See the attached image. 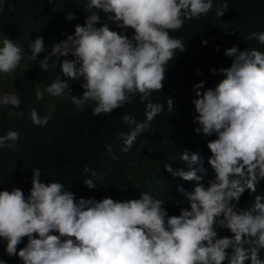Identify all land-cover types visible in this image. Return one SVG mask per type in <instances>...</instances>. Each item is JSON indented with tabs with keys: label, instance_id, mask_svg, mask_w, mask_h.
Here are the masks:
<instances>
[{
	"label": "clouds",
	"instance_id": "clouds-1",
	"mask_svg": "<svg viewBox=\"0 0 264 264\" xmlns=\"http://www.w3.org/2000/svg\"><path fill=\"white\" fill-rule=\"evenodd\" d=\"M86 7L91 14L85 24H77L74 34L54 44L40 61L45 72L59 64L67 78L58 75L45 91L52 97H69L81 111L93 104L92 115L97 117L110 116L139 96L145 119L138 122L125 113L122 120L129 131L118 134L127 153L165 111L151 96L164 88L177 50L186 51L170 32L207 15L213 0H88ZM227 10L224 2L215 14L219 18ZM99 11L113 14L108 21L120 31L102 22ZM43 16L45 8L37 10L38 19L25 25L26 33L30 26L39 28ZM75 18L71 12L66 16L69 21ZM129 29L134 30L131 36ZM245 39L264 45V32H252ZM28 49L30 59L37 60L45 52L43 36L31 40ZM69 55L73 59H67ZM224 55L232 62L211 70L224 77L214 89L201 91L205 81L193 85L195 132L216 137L198 154L183 151L180 158L191 170L168 164L165 170L141 176L147 189L129 186L97 201L77 199L61 182H41V170L35 168L27 196L16 187L0 190V239L6 241L7 255L18 256L22 264H264V195L256 194L264 180V52L241 51L233 45ZM24 59L23 47L8 38L0 40V79L11 76ZM75 82L84 89L80 97L71 94ZM36 98L42 100L43 93L37 91ZM21 102L15 93L0 95V106H12L10 117L17 115L14 109ZM166 104L173 112L174 98ZM50 112L41 117L33 109L30 119L46 126ZM19 138L18 132L8 131L0 136V148H14ZM106 148L111 153L112 146ZM84 171L103 179L96 170ZM83 184L96 189L92 178ZM246 191L256 194L254 202L240 208ZM217 228L232 235L218 237ZM25 237L27 244L18 250ZM0 264L6 262L0 259Z\"/></svg>",
	"mask_w": 264,
	"mask_h": 264
},
{
	"label": "trees",
	"instance_id": "trees-1",
	"mask_svg": "<svg viewBox=\"0 0 264 264\" xmlns=\"http://www.w3.org/2000/svg\"><path fill=\"white\" fill-rule=\"evenodd\" d=\"M224 2H227L228 10L218 18L215 9ZM87 3L88 0H0V40L8 38L25 49L22 66L11 76L0 79V82L7 79L8 93L17 94L22 101L14 109L17 115L13 117L9 116V107L12 106H0V136L10 130L20 136L14 148H0V190L16 187L27 196L32 170L39 168L41 182H61L77 199L92 197L100 201L120 194L129 186L147 189L141 176L146 177L152 170H165L164 166L168 164L173 169L191 170L180 158L183 151L188 149L198 154L206 141L216 137H204L195 132L198 125L193 121L197 114L192 101L197 97L193 85L205 81V88L201 91L214 89L224 77L219 72L212 74L211 70L230 67L232 59L226 57L224 51L233 45L241 51L254 48L264 52V45L255 39H245L252 32H264V0H213V9L207 15L186 21L180 30L170 32L173 38L182 40L186 51L178 53L177 50L176 58L169 61L164 88L151 96L154 103L164 104L165 111L152 121L151 132L141 134L133 148L125 153L122 151L123 140L118 134L127 133L129 126L122 116L129 114L138 122L145 119V105L140 103L139 96L123 108L114 110L110 116H93V104L84 106L81 111L69 97H52L45 91L58 75L61 80L67 79L59 64L47 72L39 68L40 61L54 44L74 34L77 24H85L86 16L91 14ZM42 8H45V16L41 25L37 29L30 26L26 33L25 25L38 19L34 17ZM69 12L76 18L67 20ZM98 14L112 30L120 31L108 21V15L113 14L102 11ZM133 31L129 29L127 35L131 36ZM37 36H43L45 52L38 54L37 60L33 61L28 45ZM202 40L208 43L203 45ZM217 47L219 52L215 51ZM67 59L73 57L69 55ZM198 70L202 74L198 75ZM70 87L73 96L83 94L81 83H72ZM37 91L43 93L42 100L36 98ZM169 97L174 98V111L171 113L167 111L166 104ZM33 109L41 117L51 110V119L46 126L32 123L30 114ZM108 145L112 146L111 153L107 151ZM86 167L96 170L97 177L102 176L103 179L93 178L91 172L84 171ZM89 178L94 179L96 189H89L83 184ZM256 194L264 195V180L260 182ZM256 194L251 196L246 191L238 207H251ZM217 232L218 237L232 235L227 229L217 228ZM26 244L27 237L18 245V250ZM5 249L6 241L0 239V259L6 264H22L18 256L9 257ZM261 255L264 256V252Z\"/></svg>",
	"mask_w": 264,
	"mask_h": 264
},
{
	"label": "rangeland",
	"instance_id": "rangeland-1",
	"mask_svg": "<svg viewBox=\"0 0 264 264\" xmlns=\"http://www.w3.org/2000/svg\"><path fill=\"white\" fill-rule=\"evenodd\" d=\"M9 81L7 79L0 82V95L8 93Z\"/></svg>",
	"mask_w": 264,
	"mask_h": 264
}]
</instances>
